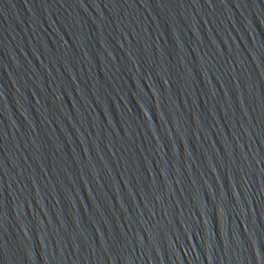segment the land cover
Returning a JSON list of instances; mask_svg holds the SVG:
<instances>
[{
  "label": "water",
  "instance_id": "obj_1",
  "mask_svg": "<svg viewBox=\"0 0 264 264\" xmlns=\"http://www.w3.org/2000/svg\"><path fill=\"white\" fill-rule=\"evenodd\" d=\"M0 264H264V0H0Z\"/></svg>",
  "mask_w": 264,
  "mask_h": 264
}]
</instances>
